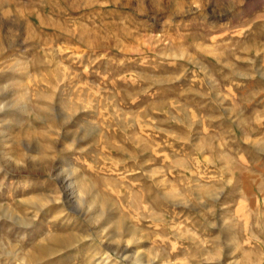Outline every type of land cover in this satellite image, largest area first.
Returning a JSON list of instances; mask_svg holds the SVG:
<instances>
[{"label": "rangeland", "instance_id": "rangeland-1", "mask_svg": "<svg viewBox=\"0 0 264 264\" xmlns=\"http://www.w3.org/2000/svg\"><path fill=\"white\" fill-rule=\"evenodd\" d=\"M0 264H264V0H0Z\"/></svg>", "mask_w": 264, "mask_h": 264}]
</instances>
